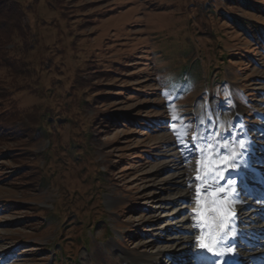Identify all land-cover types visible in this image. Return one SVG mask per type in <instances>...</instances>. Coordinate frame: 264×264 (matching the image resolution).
Segmentation results:
<instances>
[{
	"label": "rangeland",
	"instance_id": "1",
	"mask_svg": "<svg viewBox=\"0 0 264 264\" xmlns=\"http://www.w3.org/2000/svg\"><path fill=\"white\" fill-rule=\"evenodd\" d=\"M239 128L262 194L264 0H0V264H207Z\"/></svg>",
	"mask_w": 264,
	"mask_h": 264
},
{
	"label": "snow or ice",
	"instance_id": "2",
	"mask_svg": "<svg viewBox=\"0 0 264 264\" xmlns=\"http://www.w3.org/2000/svg\"><path fill=\"white\" fill-rule=\"evenodd\" d=\"M160 94L164 95L165 93ZM168 104H170V101H166V106ZM238 143L239 151L233 153L232 166L227 167L223 173L219 174L218 179L212 180V187L218 188V191L212 193L217 199L212 201L213 206L209 211L215 214V222L218 225L219 232L217 233L218 241L215 249L203 241L200 242L199 247L203 251L207 264H229L228 257L219 249L229 248L231 252L230 246L237 244L238 239L242 236L238 229V215L234 209L232 211L229 210V199L231 198L233 202H236L241 194H251L254 191L250 187L256 180V177L250 171V145L245 143L244 140H239ZM261 183H264V180H261ZM201 191L202 189L197 187L196 192L198 195ZM203 191L207 192V188L203 189ZM201 219H204L203 213L201 214ZM229 230L233 233L231 236H229Z\"/></svg>",
	"mask_w": 264,
	"mask_h": 264
},
{
	"label": "bare ground",
	"instance_id": "3",
	"mask_svg": "<svg viewBox=\"0 0 264 264\" xmlns=\"http://www.w3.org/2000/svg\"><path fill=\"white\" fill-rule=\"evenodd\" d=\"M257 174L260 176L262 175L261 173H258V172H257ZM235 206L236 207H242V206L246 207L247 213H250L253 216H258V219H260L262 222H264V216H263L264 215V192H262V194H254V193L247 194V195L242 194L240 196L239 200L235 202ZM259 214L262 217L259 216ZM244 219L238 218V229L242 233V236L238 239V241L240 243L238 242L237 244H235V245H237V247H238V244H240V246H242L241 245L242 243H245L246 245H247V243H248V245L251 244L252 239H250V238H253V235L255 234L256 230L258 231V234H262V233L264 234L263 230H260L261 228L258 229L256 227V225L254 224V222H251L248 225H247V223H246V225H243L242 220H244ZM232 234H233L232 231L229 230V236H231ZM263 242H264V240H263ZM263 246L264 245L259 246V248L263 247ZM226 249H228V248H226ZM231 249H232V251L231 252L229 251V252L231 253V255L233 257H232V259L229 260V264H237V263H235L234 260L238 259V258L243 260V262L246 264L251 263L250 258H252V257H251V254L249 252L244 251V250H240L236 247L235 248L232 247ZM242 249H244V248H242ZM243 251H244V253H243ZM238 264H240V263H238Z\"/></svg>",
	"mask_w": 264,
	"mask_h": 264
},
{
	"label": "trees",
	"instance_id": "4",
	"mask_svg": "<svg viewBox=\"0 0 264 264\" xmlns=\"http://www.w3.org/2000/svg\"><path fill=\"white\" fill-rule=\"evenodd\" d=\"M17 25H18V23H17ZM15 27V26H14ZM19 27L21 28V29H23L24 28V26H21V25H19ZM16 29V28H15ZM56 258V257H55Z\"/></svg>",
	"mask_w": 264,
	"mask_h": 264
}]
</instances>
